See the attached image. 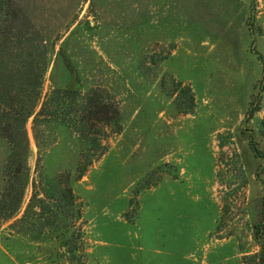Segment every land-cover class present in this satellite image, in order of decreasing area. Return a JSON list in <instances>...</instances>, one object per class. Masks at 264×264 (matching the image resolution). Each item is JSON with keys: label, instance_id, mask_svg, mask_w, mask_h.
Listing matches in <instances>:
<instances>
[{"label": "rangeland", "instance_id": "1", "mask_svg": "<svg viewBox=\"0 0 264 264\" xmlns=\"http://www.w3.org/2000/svg\"><path fill=\"white\" fill-rule=\"evenodd\" d=\"M0 1L13 32L30 34V51L46 59L36 112L63 88L113 112L96 128L102 154L71 180L80 217L58 235L35 221L39 204L31 225L17 220L33 181L40 193L46 179L74 173L81 144L50 124L39 151L27 121L29 181L0 226V264H243L260 252L264 0ZM11 149L0 137V189Z\"/></svg>", "mask_w": 264, "mask_h": 264}, {"label": "trees", "instance_id": "2", "mask_svg": "<svg viewBox=\"0 0 264 264\" xmlns=\"http://www.w3.org/2000/svg\"><path fill=\"white\" fill-rule=\"evenodd\" d=\"M9 4L0 1V137L12 145L5 166V185L0 189V226L19 211L28 185L29 171L25 159L29 141L25 125L32 118V136L39 151V129L50 124L72 130L81 144L74 173L66 172V182H62L59 176L52 180L46 179L41 184L40 193L37 183L33 181L31 198L23 216L17 220L21 227L31 225L28 219L33 214V204H39L40 212L35 221L40 227L48 228L47 233L58 235L80 217L71 180L79 181L102 154L103 148L96 136V128L100 124L111 125L113 112L102 100L92 98L90 94L85 96L81 91L71 88L53 89L36 112L47 68L46 59L39 49L30 51V34L13 32V26L7 23L14 17ZM8 55H12L13 62L12 70L6 72L4 59ZM16 75L19 80L15 83L11 79ZM189 100L192 103L191 96ZM255 111L257 106L250 109V115ZM249 144L255 156L261 157L252 138ZM263 233L264 219L255 226V234L260 239V252L245 256L243 264H264Z\"/></svg>", "mask_w": 264, "mask_h": 264}]
</instances>
